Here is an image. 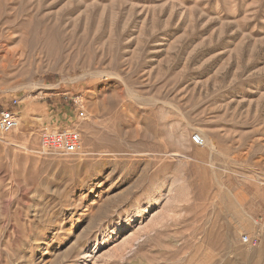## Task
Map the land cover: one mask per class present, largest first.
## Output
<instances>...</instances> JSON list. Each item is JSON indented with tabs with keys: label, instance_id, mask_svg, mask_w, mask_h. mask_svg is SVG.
Segmentation results:
<instances>
[{
	"label": "rangeland",
	"instance_id": "1",
	"mask_svg": "<svg viewBox=\"0 0 264 264\" xmlns=\"http://www.w3.org/2000/svg\"><path fill=\"white\" fill-rule=\"evenodd\" d=\"M14 98L0 264H264V0H0Z\"/></svg>",
	"mask_w": 264,
	"mask_h": 264
},
{
	"label": "built area",
	"instance_id": "2",
	"mask_svg": "<svg viewBox=\"0 0 264 264\" xmlns=\"http://www.w3.org/2000/svg\"><path fill=\"white\" fill-rule=\"evenodd\" d=\"M20 100L14 98L10 107L0 110V138L16 129L19 125L18 112L16 107ZM75 122L68 120L70 124L63 126L59 124L55 127L45 126L40 131V151L43 154L68 156L76 154L82 149V139L78 131L76 122L84 118V111L77 109ZM196 145H202V139L198 134L193 136ZM256 238L247 234L242 235L241 243L253 246L256 244Z\"/></svg>",
	"mask_w": 264,
	"mask_h": 264
},
{
	"label": "bare ground",
	"instance_id": "3",
	"mask_svg": "<svg viewBox=\"0 0 264 264\" xmlns=\"http://www.w3.org/2000/svg\"><path fill=\"white\" fill-rule=\"evenodd\" d=\"M117 231H118V229H117ZM113 237V234L112 233H109L106 237H104L103 239H102V241L99 243V245H103V244H105L107 241H109V239L110 238H112Z\"/></svg>",
	"mask_w": 264,
	"mask_h": 264
}]
</instances>
